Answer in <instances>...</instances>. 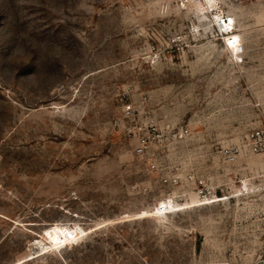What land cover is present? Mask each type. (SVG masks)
Listing matches in <instances>:
<instances>
[{"label":"rangeland","instance_id":"1","mask_svg":"<svg viewBox=\"0 0 264 264\" xmlns=\"http://www.w3.org/2000/svg\"><path fill=\"white\" fill-rule=\"evenodd\" d=\"M219 1L235 17L228 47L203 0H0V264H253L264 254V153L229 166L215 153L264 124V0ZM125 101L144 105L140 121L190 126L193 166L180 167L198 186L139 162ZM214 189L222 200L191 202ZM162 198L176 209L147 215ZM55 222L88 232L27 257Z\"/></svg>","mask_w":264,"mask_h":264},{"label":"built area","instance_id":"2","mask_svg":"<svg viewBox=\"0 0 264 264\" xmlns=\"http://www.w3.org/2000/svg\"><path fill=\"white\" fill-rule=\"evenodd\" d=\"M229 18L225 16L223 21ZM218 34L225 42V31L216 25ZM237 30L230 29V31ZM246 44L240 43L239 49L233 54L235 62L241 63L246 58ZM237 53V54H236ZM144 105L133 101H125L122 104L123 117L129 122L127 133L135 138L134 153L139 162L152 172L160 175L163 181L172 184H180L183 188L190 189L192 184L197 185L193 171L180 166H193V153L188 151L189 140L192 131L188 124L180 126L168 122L165 126H158L153 118L147 117L141 120ZM217 159L224 166L234 164L240 156L247 153H264V124L247 132L238 143L216 146ZM171 167V172L168 168ZM201 183V180H200ZM187 189L185 192H188ZM201 196L212 195L214 192L205 193L201 190ZM199 193V195H200ZM253 264H264V254L259 255Z\"/></svg>","mask_w":264,"mask_h":264},{"label":"bare ground","instance_id":"3","mask_svg":"<svg viewBox=\"0 0 264 264\" xmlns=\"http://www.w3.org/2000/svg\"><path fill=\"white\" fill-rule=\"evenodd\" d=\"M203 1L207 4L208 10L212 11L213 20L215 21V23L220 28L222 27L223 31H225L227 33L230 32V29L231 28L233 29V21H234L235 17L233 18V16H231L232 14L231 15L227 14L223 11V9H221V7L219 5V2H220L219 0H203ZM196 7L200 10L204 9V6H202L201 3L196 4ZM203 13H206V11L203 10ZM225 16H227L229 18L230 22L228 21V19L223 21V18ZM227 33H225V34H227ZM224 39H225V44L228 47L229 43H231V42H228L227 35H225ZM233 59H234V57H233ZM243 61H244V59H243ZM236 63H239V62H236ZM196 195L191 196V202L192 203L198 202V204H201V205L212 204L213 202L220 201L224 198L222 196H219V194H216V193H213L212 195L201 196L197 192ZM223 196H225V194ZM230 198H232V197H230ZM196 206H200V205H196ZM174 209H176V208H174V204H173V201L171 198H162L154 205V207L151 210H147V211H145V213L147 215H162V214H166V213H168ZM146 214H143V216H146ZM87 232L88 231L83 226H81L79 224H76L74 226H70V225L59 223V222H55V223L51 224L50 227L47 228V230L44 234V238H38L32 242V244H31L32 249L26 256L32 257L33 255L40 253V251L43 252L49 248H51V249L57 248L63 244H67V243H71V242L75 243V242H77L76 239L80 235L87 233Z\"/></svg>","mask_w":264,"mask_h":264}]
</instances>
